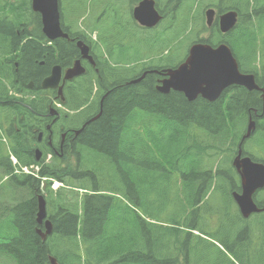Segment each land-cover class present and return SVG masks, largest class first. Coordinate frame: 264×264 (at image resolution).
Instances as JSON below:
<instances>
[{
  "label": "trees",
  "instance_id": "1",
  "mask_svg": "<svg viewBox=\"0 0 264 264\" xmlns=\"http://www.w3.org/2000/svg\"><path fill=\"white\" fill-rule=\"evenodd\" d=\"M187 1L179 4L177 11L181 10L174 23L173 30L180 35L169 39L178 42L182 35L213 46L226 42L242 70L256 74L264 89V36L254 35L264 28V0ZM112 3L116 0H101L100 5L92 0H71L67 29L76 28L80 32L73 36L84 39L81 27L88 24L92 28L112 16ZM202 6L218 9L219 15L236 10L237 26L226 35L215 25L208 29L201 14L195 16ZM252 16L256 25H251ZM112 25L117 21L113 19ZM124 28L121 24L120 29ZM33 31L36 36L27 40ZM208 32V37H199ZM41 37V23L30 0H0V64L10 62L8 69L13 72L15 62L28 51L19 67L34 69L32 62L40 60L37 44ZM10 51H16L15 59H3ZM48 51L53 54L54 49ZM60 52L59 58L64 60L78 54L67 43L60 46ZM55 63L63 64L60 59ZM146 66L143 71H162ZM3 74L0 72V80H12L9 72ZM151 76L136 85L128 84L137 77L133 75L109 86L102 111L100 105L96 107L101 115L85 129L81 144L85 152L89 150L77 166L82 172L69 165L67 170L70 179L77 181L74 186L85 190L83 195L75 188L53 190L51 180L63 181L64 168L44 160L36 162L29 135L23 134L22 127H15V132L21 130L20 143L12 152L20 166L0 157V264H50V256L60 264H227L226 252L234 251L232 244L245 246L239 237L247 239L264 227L263 213L253 216L257 219L250 236L244 229L245 223L252 222H246L235 207L231 191L238 185L229 165L250 116L257 124L264 119L262 93L235 87L214 103L201 99L189 102L181 93L160 94L155 89L158 76ZM104 79L108 84L115 77L107 74ZM30 108L35 113L37 107ZM147 120L154 123L146 128ZM141 127L148 138L155 137L156 127L175 134L166 146L153 147L143 140ZM258 131L259 141L258 134L249 141L255 140L264 150V126ZM145 152L154 159L147 172L149 179L144 177ZM89 156L101 166L95 164L90 169L84 162ZM31 165H41L37 176L21 170ZM40 195L47 200L54 227L46 239L37 233L43 229L37 223ZM224 232L226 237L222 238Z\"/></svg>",
  "mask_w": 264,
  "mask_h": 264
},
{
  "label": "water",
  "instance_id": "2",
  "mask_svg": "<svg viewBox=\"0 0 264 264\" xmlns=\"http://www.w3.org/2000/svg\"><path fill=\"white\" fill-rule=\"evenodd\" d=\"M153 0H144L134 11L135 19L143 26L152 28L156 26L161 16L155 9ZM31 7L35 13L40 14L42 21V31L44 35L51 40L60 37H67L64 34L60 23L59 0H31ZM238 13L229 11L220 16L219 25L222 32L226 33L235 28ZM215 18V11L206 12L207 25L211 27ZM84 57H88L89 49L79 44ZM84 73L80 62L70 68L65 80H71ZM168 78L162 81L158 87L161 94H169L172 90L182 92L186 98L193 102L199 96L214 102L222 93L231 86H242L253 91L261 89L255 82L253 75H246L240 72L239 65L233 53L226 45H220L213 48L209 45L197 43L194 44L187 60L175 70H169ZM62 77L60 66H56L49 78H47L43 87L46 89H55L58 87ZM137 82V81H135ZM62 87L60 88V94ZM264 98V95H263ZM255 128V123L250 118L248 130L245 138H248ZM37 155L40 156L39 151ZM242 151L234 160V166L242 179V193H234V197L241 209L244 217H249L254 212L264 211L259 209L254 202V193L264 188V165L253 162L250 158H242ZM48 218L47 202L40 195L38 197L37 223L44 225L43 229H38L37 233L46 239L53 232V223ZM51 264H59L55 257L50 258Z\"/></svg>",
  "mask_w": 264,
  "mask_h": 264
},
{
  "label": "flooded vegetation",
  "instance_id": "3",
  "mask_svg": "<svg viewBox=\"0 0 264 264\" xmlns=\"http://www.w3.org/2000/svg\"><path fill=\"white\" fill-rule=\"evenodd\" d=\"M31 34V33H29ZM32 34H34L32 32ZM113 34V30L110 32V36ZM99 36V37H98ZM96 37L97 42H95L93 39H90L89 43L92 47H96L98 43L103 41L105 39V34L100 36L98 35ZM33 36L28 37V39L32 38ZM87 40V37H86ZM63 41V40H62ZM40 43H43L41 40ZM85 42V41H84ZM43 50L41 49L42 46H37L40 49V60H35L32 62V65H35L36 67L33 69H24L22 67H19L20 61H24L26 59V55L28 51L23 55L22 58L18 59L15 62V70L12 72L14 78L17 80L18 83L24 84L26 87L23 92L25 93H38L39 88H42V80L46 77V73L48 71H51L52 68V62L54 57V52L49 54L48 50L51 49L53 51L52 45L48 43L43 44ZM72 46V45H71ZM33 49V48H32ZM20 51V50H18ZM16 51H14L9 58L15 59ZM78 59L81 60L83 66L86 69L85 75L88 76V73L91 72L88 67H90V62L83 60L81 53L78 55ZM77 60V59H75ZM39 69H38V68ZM151 67H160L167 69L168 65L162 63L161 65L155 66L152 65ZM163 76H161L162 79ZM161 79L157 80L159 82ZM78 78L67 81L64 83V92H66V95L70 97L73 101H77L81 99V95L85 94L87 92L88 86L86 85H79L80 82H77ZM86 81V80H85ZM156 81V80H155ZM16 91L19 93L21 92L20 89H16ZM56 92V91H55ZM1 93L3 94V97L6 99V103L9 104L14 110L10 111L11 118L9 121L6 118L2 117V120L5 124L3 126V134L6 136V139L12 143L14 146H18L19 141V135L21 134V130L15 132V127H22L23 134L26 133L29 135V145L32 148V157L34 159L37 158L36 149H39L40 154V160L44 159L46 157V153L51 152L50 156V162H53L56 160V157L68 156L70 154L76 153V150L80 147V144H84L82 141H84V134L86 125H89V119L86 118H80L75 117L72 112L70 115H67L65 113V104H62L60 107L61 110L58 112L60 113L58 116L51 115V113H40L35 111V113H32L31 110L28 108L27 100L23 102L24 109H16L17 104L19 103L18 98L13 99L14 96H17L18 94L15 92H9L6 95V92L4 90H1ZM20 96V94H19ZM24 97V96H23ZM41 96H32L29 98L30 100L33 98L37 99V102H42ZM52 98L53 95H50ZM20 98V97H19ZM4 102V101H3ZM37 103V104H38ZM15 113H18L14 115ZM7 117V116H6ZM263 121L264 126V119L258 120V122ZM32 123H39V126H35ZM29 126V130L25 128V125ZM32 133V134H31ZM27 142V141H26ZM57 161V160H56ZM263 214V213H260ZM251 226H254V223H245L244 229L247 231L248 235L250 236V228ZM255 237L253 239V242L257 246H261L263 249L261 250V254L264 255V227L260 229V231L253 234ZM258 251V250H257ZM259 252V251H258Z\"/></svg>",
  "mask_w": 264,
  "mask_h": 264
},
{
  "label": "rangeland",
  "instance_id": "4",
  "mask_svg": "<svg viewBox=\"0 0 264 264\" xmlns=\"http://www.w3.org/2000/svg\"><path fill=\"white\" fill-rule=\"evenodd\" d=\"M87 2L91 0H86ZM193 0L187 1V3H191ZM95 4L100 5L101 0H92ZM113 14L112 16L105 17L103 20L99 21L96 26H92V28L88 27V24H86L87 30L91 32V29L96 30L95 33L102 36V34H105V42L112 46V42L114 40H118L120 42V45L122 46L123 50H126L130 52L138 61H141L143 64H149V63H156V61L153 59L154 53L157 50L159 46H162L163 41L168 38L170 33L168 31L163 30L164 22L161 23L156 29L151 31H142L141 29H137L133 26L131 22V13H132V3L130 0H116V4H111ZM123 16V20H122ZM88 23L93 24V17L91 18L90 15L87 17ZM113 19L117 21V25L113 26L112 22ZM121 24H124L126 28L128 29L127 32H124V35L121 34L120 27ZM180 29V26H179ZM113 30V34L110 36V32ZM208 34V33H207ZM206 34V35H207ZM149 38H158L159 41L155 43L151 48H148L145 39ZM189 45V41L185 40V36L180 37L179 40V47L176 54V60L177 62L181 61L185 57V53L187 52ZM105 49V46L102 47ZM175 48V47H174ZM112 62L118 66V68L121 71H124L127 75H133L135 71V67L130 64L128 61H123L121 65H119V60L116 57H111ZM176 62V63H177ZM123 68H129V70H124ZM148 119V118H147ZM148 121V120H147ZM3 126H5L4 122L2 123ZM153 132L155 133V137L148 138V142L153 146H166L168 143L172 141V137L174 136V132H164L161 127H156L153 129ZM0 134H2V131L0 130ZM254 152L259 157H264V151L262 148L254 144ZM11 151L8 149V147L4 148L2 151V155L4 157H7L8 152ZM146 153V152H145ZM99 160H104L102 157H98ZM97 159H94L92 156H89L84 162L85 164L90 168L93 169L94 165L97 163ZM104 162V161H103ZM154 162V159H152L148 153L144 155L143 160V166L146 171L144 177L149 179V176L147 174L148 170L150 169L152 163ZM66 165H69L72 169L75 168V162L71 159H67L64 161ZM97 167H100V164H96ZM125 190V189H124ZM264 192V191H263ZM120 195H123V192H120ZM257 217H254L253 220H256ZM226 233H221L220 236L222 238L226 237ZM241 242H248L249 240L246 239L244 236H240ZM232 247L234 251L232 252H226L228 257V263L227 264H264V257L260 256L257 253V247L253 244L247 245V246H237L235 244H232Z\"/></svg>",
  "mask_w": 264,
  "mask_h": 264
},
{
  "label": "bare ground",
  "instance_id": "5",
  "mask_svg": "<svg viewBox=\"0 0 264 264\" xmlns=\"http://www.w3.org/2000/svg\"><path fill=\"white\" fill-rule=\"evenodd\" d=\"M121 158V157H120ZM138 239V238H137ZM155 244V243H154ZM154 249V248H153ZM150 253V252H149ZM155 256V255H154ZM162 257V256H161Z\"/></svg>",
  "mask_w": 264,
  "mask_h": 264
}]
</instances>
